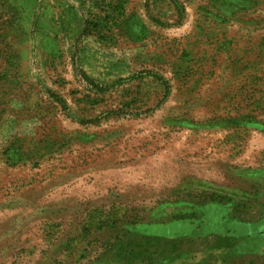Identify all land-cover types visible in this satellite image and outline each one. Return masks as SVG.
Returning a JSON list of instances; mask_svg holds the SVG:
<instances>
[{"label": "rangeland", "instance_id": "374dc122", "mask_svg": "<svg viewBox=\"0 0 264 264\" xmlns=\"http://www.w3.org/2000/svg\"><path fill=\"white\" fill-rule=\"evenodd\" d=\"M0 264H264V0H0Z\"/></svg>", "mask_w": 264, "mask_h": 264}]
</instances>
